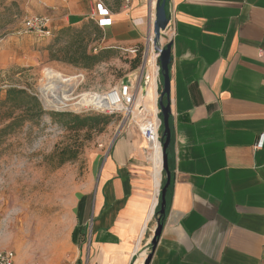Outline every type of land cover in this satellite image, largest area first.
Wrapping results in <instances>:
<instances>
[{
	"label": "crops",
	"instance_id": "crops-1",
	"mask_svg": "<svg viewBox=\"0 0 264 264\" xmlns=\"http://www.w3.org/2000/svg\"><path fill=\"white\" fill-rule=\"evenodd\" d=\"M157 1L31 0V15L51 21L44 45L73 31L87 35L79 51L92 55L142 47ZM98 3L111 26H98ZM166 10L172 182L150 264H264V147L255 149L264 133V0H169ZM160 87L162 78L158 96ZM139 118L105 151L66 264H144L150 254L165 173ZM15 255V264H35Z\"/></svg>",
	"mask_w": 264,
	"mask_h": 264
},
{
	"label": "rangeland",
	"instance_id": "rangeland-1",
	"mask_svg": "<svg viewBox=\"0 0 264 264\" xmlns=\"http://www.w3.org/2000/svg\"><path fill=\"white\" fill-rule=\"evenodd\" d=\"M32 13L31 0H0V102L10 87L37 94L47 68L67 77L83 73L77 94L105 91L138 74L142 56L134 67L138 55L122 49L101 51L110 57L92 67L73 64L75 51L86 43L79 40L87 35L67 32L51 49L42 41L48 37L25 30V20L38 16ZM57 108L47 107L53 111L0 136V248L25 252L38 264L69 262L81 237V199L92 191L107 148L120 132L131 131V118L117 114L101 130L74 132L51 112L84 113ZM5 123L2 113L0 128ZM72 155L73 160L61 163Z\"/></svg>",
	"mask_w": 264,
	"mask_h": 264
},
{
	"label": "built area",
	"instance_id": "built-area-1",
	"mask_svg": "<svg viewBox=\"0 0 264 264\" xmlns=\"http://www.w3.org/2000/svg\"><path fill=\"white\" fill-rule=\"evenodd\" d=\"M125 3L126 6H129L131 0H125ZM96 12L99 16L98 26L100 28L111 26L110 12L102 3L96 5ZM50 26L51 21L49 18L43 16H33L25 20V30L34 33L38 37H50L52 35ZM122 50L135 56L140 53L142 56V64L138 70V75L132 77L131 81L101 92L77 94V89L84 78L83 73L67 77L56 70L47 68L39 83L37 94L33 95L46 112L53 111L46 109L47 107L55 108L52 105L57 106V103L61 102L65 105L63 109L68 111L79 110L77 113L95 112L110 116L120 114L124 118L131 119L140 117L136 124L142 138L152 150L158 151L160 148L162 152V119L160 109L157 107L159 96L157 95L156 98V110L149 109L145 102L151 79L154 76L157 79L156 91L161 81L160 53L154 47L153 30L147 36L142 47ZM153 61H155L157 69L154 68L155 71L150 69ZM263 147L264 133L259 136L255 149L261 150ZM15 259L14 251L0 248V264H15Z\"/></svg>",
	"mask_w": 264,
	"mask_h": 264
},
{
	"label": "trees",
	"instance_id": "trees-1",
	"mask_svg": "<svg viewBox=\"0 0 264 264\" xmlns=\"http://www.w3.org/2000/svg\"><path fill=\"white\" fill-rule=\"evenodd\" d=\"M137 55L139 58L134 67H136L141 61V54L139 53ZM109 57V52H100L97 55H87L83 52L80 53V51L77 50L73 56L72 63L75 65L82 64L85 67H92L107 60ZM0 106L6 107V110L4 111L0 109V115L3 113L4 120L6 121V123L0 128V136L11 134L19 129L25 122L40 119L47 113L43 110L40 102L34 95L28 93L24 89L15 87L7 89L5 100L0 102ZM94 113L95 112H88L82 115H75L71 113L51 112V115L54 119L74 132L82 130H101L110 124V121L114 116ZM62 153L65 155L67 151H63ZM75 157V155H72L66 159H62L61 163L71 161ZM168 192H170V189ZM158 210H160V206Z\"/></svg>",
	"mask_w": 264,
	"mask_h": 264
},
{
	"label": "water",
	"instance_id": "water-1",
	"mask_svg": "<svg viewBox=\"0 0 264 264\" xmlns=\"http://www.w3.org/2000/svg\"><path fill=\"white\" fill-rule=\"evenodd\" d=\"M169 0H158L155 22L153 25L154 32V47L157 52L160 53L159 63L161 69L162 87L159 91L158 105L160 108L162 119V164L163 171L165 173V182L161 189L160 210L157 215L158 225L155 232L154 239L151 243V252L145 260L144 264H150L153 252L157 246L158 239L161 235L163 228V217L166 211L167 194L172 182V175L169 166L168 151L171 146L172 132L170 126L171 116V99H170V74L169 66L171 60V43L163 47L160 43L163 33L167 30L170 23V16L167 14L166 6Z\"/></svg>",
	"mask_w": 264,
	"mask_h": 264
},
{
	"label": "bare ground",
	"instance_id": "bare-ground-1",
	"mask_svg": "<svg viewBox=\"0 0 264 264\" xmlns=\"http://www.w3.org/2000/svg\"><path fill=\"white\" fill-rule=\"evenodd\" d=\"M154 68L156 69V65H155V61L152 62V65L150 67L151 70H154ZM157 70V69H156ZM155 71V70H154ZM156 88H157V79L156 77L154 76L150 83H149V86H148V90H147V94H146V97H145V102H146V105L149 107V108H152L153 110H156V98H157V91H156ZM60 105V106H59ZM53 107H55L54 105H52ZM57 106L61 109L65 108V105L61 102H58L57 103ZM158 155H159V158L161 160V157H162V152L159 148L158 150ZM159 163V162H158Z\"/></svg>",
	"mask_w": 264,
	"mask_h": 264
}]
</instances>
